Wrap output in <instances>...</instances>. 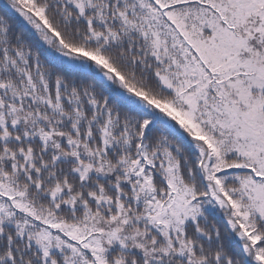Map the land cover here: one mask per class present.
<instances>
[{
    "label": "snow or ice",
    "instance_id": "6c2138e0",
    "mask_svg": "<svg viewBox=\"0 0 264 264\" xmlns=\"http://www.w3.org/2000/svg\"><path fill=\"white\" fill-rule=\"evenodd\" d=\"M0 264H264V0H0Z\"/></svg>",
    "mask_w": 264,
    "mask_h": 264
}]
</instances>
